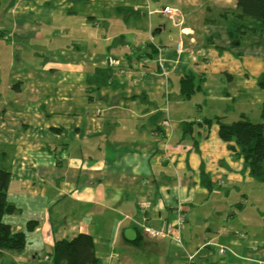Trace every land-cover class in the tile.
I'll use <instances>...</instances> for the list:
<instances>
[{
    "label": "crops",
    "instance_id": "1",
    "mask_svg": "<svg viewBox=\"0 0 264 264\" xmlns=\"http://www.w3.org/2000/svg\"><path fill=\"white\" fill-rule=\"evenodd\" d=\"M236 2L7 0L4 12L16 19L11 27L0 21V34L10 27L14 42L19 33L12 59L43 26L71 45L33 48L45 58L43 75L6 72L21 82L16 96L26 91L36 99L0 110V145L11 171L7 200L17 208L5 221L26 237L22 250L0 253V264H47L55 240L79 233L93 237L97 264H181L185 251L195 253V264H264V222L237 215L259 180L227 149L217 124L205 137L202 123L216 115L228 120L218 101L238 99L233 115L247 118L249 107L264 102L257 85L264 29L257 43L232 46L222 14ZM164 6L177 8V17L162 14ZM148 43L160 52L149 56ZM186 45L191 52L177 55ZM188 73L203 81L191 107L217 104L192 118L172 116L173 104L185 101L174 81L179 86ZM183 121L192 122L190 132ZM177 206L183 246L142 231L171 221ZM29 220L37 225L28 232Z\"/></svg>",
    "mask_w": 264,
    "mask_h": 264
},
{
    "label": "trees",
    "instance_id": "2",
    "mask_svg": "<svg viewBox=\"0 0 264 264\" xmlns=\"http://www.w3.org/2000/svg\"><path fill=\"white\" fill-rule=\"evenodd\" d=\"M226 14L228 35L232 46L241 45L250 40L257 43L258 36L264 29V0H237L236 7L227 8ZM207 22L216 20L207 18ZM149 56L157 51L148 43ZM199 77V76H198ZM192 74H183L179 80V95L183 99L191 98L202 88V79L195 82ZM257 85L264 89V68L258 76ZM18 86V84H17ZM226 121L223 115L203 117L202 123L207 128L215 122L218 126L219 138L227 143V149L234 155L241 157L247 167L249 175L256 179L264 180V121L252 122L246 115ZM61 128H53L60 131ZM192 130V122L183 121V132ZM6 146L0 145V253L3 250L20 251L25 247L26 237L24 231L13 232L10 223L4 216L12 213L17 208L7 200V188L10 183L11 171L8 163L9 152ZM203 172V180L205 178ZM37 225L36 220H29L26 230L32 231ZM50 261L47 264H97L99 258L95 254L93 237L89 234L79 233L68 239L55 240L49 252Z\"/></svg>",
    "mask_w": 264,
    "mask_h": 264
},
{
    "label": "rangeland",
    "instance_id": "3",
    "mask_svg": "<svg viewBox=\"0 0 264 264\" xmlns=\"http://www.w3.org/2000/svg\"><path fill=\"white\" fill-rule=\"evenodd\" d=\"M7 4V0H2L0 2V21L2 23L9 22V25L11 27L12 21H15V16L14 15H7L4 12L5 5ZM77 7H85V4H76L75 6ZM7 28V30H4V34H0V110L7 109V110H17L20 107L15 103L17 102H26L31 99H36V97H29V94L26 91L20 92L17 90L18 96H16V89H17V84L21 85L20 81H11L9 75H7L6 72H8L11 68L12 71L15 69H22L21 74L25 75L29 73H33L34 75H43V71L39 70L41 67L45 64V58L42 56V54L37 53L35 51H32L34 47L38 46L41 43L48 44L49 46L56 48L58 45H71V40L67 37L64 36V34L57 36L56 34H53L52 28H47L46 26H43V29H36L35 33L32 35V37L27 41V48L21 47L19 54L15 57L10 56L11 52L15 53V48H13V45L11 43H16L18 40V34H16V40L13 42V38L11 32V28ZM171 30H173L171 28ZM188 46V45H187ZM190 52L191 48L189 47ZM18 53V52H17ZM35 54V56L33 55ZM189 54V53H188ZM21 56V61H17L16 58ZM160 63V61H159ZM13 64V67L10 65ZM34 70V71H29V70ZM9 84L8 87L6 85ZM22 84L25 86V84L22 82ZM217 84V82H215ZM179 89L178 82L174 81V91ZM198 94V92L196 93ZM200 96V95H196ZM194 97V100L196 98ZM184 103L178 104L174 103L173 104V109L171 112V115H174V112L177 113L179 116H185V118L188 117H194V115H199V110H204L206 109H211L212 106H215L217 104L216 99H212L209 101V106H203L202 103L201 107L198 110H195L191 107L193 104V99H191L189 103V99H184ZM202 102V101H201ZM191 104V105H190ZM219 105L224 106L225 111H227L230 115L228 120L226 121H233L235 119L240 118L239 116H234V112L237 109V105H239V101L233 102L231 100L225 101H218ZM168 105V103L166 104ZM249 103L245 106L246 108L248 107ZM190 106V108H189ZM249 110V115L248 119L252 122H261L264 121V115L261 114V112H264V102L263 103H258L255 106L252 105L251 107L248 108ZM203 111V112H204ZM202 112V113H203ZM213 113V110L209 111ZM204 114H200V116H203ZM195 116V117H196ZM224 116V115H223ZM238 157L237 159H239ZM245 164V163H244ZM246 167V165H245ZM245 167L243 166V170H245ZM247 168V167H246ZM244 171H241L243 173ZM239 171L237 172L238 176L242 175ZM256 181V180H255ZM226 184H230L228 180H226ZM239 184V183H237ZM237 184H234L239 188L238 190L242 193V187H239ZM259 186L252 187L251 188V193L247 192L246 193V200L241 199L240 201H246V208L239 212V209L237 208V204H234V209L235 211L239 212L237 215L239 218H244V217H255L256 219H259L260 221L264 222V180L263 181H258ZM230 188L232 187L229 185ZM242 197V196H241ZM237 208V209H236ZM5 219V216H4ZM258 220V221H259Z\"/></svg>",
    "mask_w": 264,
    "mask_h": 264
},
{
    "label": "built area",
    "instance_id": "4",
    "mask_svg": "<svg viewBox=\"0 0 264 264\" xmlns=\"http://www.w3.org/2000/svg\"><path fill=\"white\" fill-rule=\"evenodd\" d=\"M162 14H164L167 17L170 18H176L178 15L177 8L173 6H165L163 9H161ZM177 55H185L190 53L189 46H179L176 49ZM184 220V215L182 211H180V207L177 206L175 208V214L174 218L171 221H167L163 223L159 227H153L150 225H143L142 231L147 234L150 237L156 238V239H164V238H170L172 240H175V242L181 246H183V239L180 234L181 224ZM225 251V248L223 246H219L217 248V252L223 253ZM181 264H195V253L185 251V257L184 260L181 262Z\"/></svg>",
    "mask_w": 264,
    "mask_h": 264
},
{
    "label": "water",
    "instance_id": "5",
    "mask_svg": "<svg viewBox=\"0 0 264 264\" xmlns=\"http://www.w3.org/2000/svg\"><path fill=\"white\" fill-rule=\"evenodd\" d=\"M126 233L127 234H133V231L132 230H128Z\"/></svg>",
    "mask_w": 264,
    "mask_h": 264
},
{
    "label": "bare ground",
    "instance_id": "6",
    "mask_svg": "<svg viewBox=\"0 0 264 264\" xmlns=\"http://www.w3.org/2000/svg\"><path fill=\"white\" fill-rule=\"evenodd\" d=\"M165 7V6H164ZM178 14H179V12H178ZM156 50L158 51V52H160V48L159 47H156Z\"/></svg>",
    "mask_w": 264,
    "mask_h": 264
}]
</instances>
